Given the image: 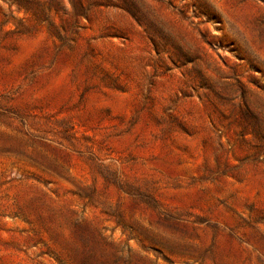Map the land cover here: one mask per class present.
I'll use <instances>...</instances> for the list:
<instances>
[{"label":"rangeland","instance_id":"1","mask_svg":"<svg viewBox=\"0 0 264 264\" xmlns=\"http://www.w3.org/2000/svg\"><path fill=\"white\" fill-rule=\"evenodd\" d=\"M0 264H264V0H0Z\"/></svg>","mask_w":264,"mask_h":264}]
</instances>
